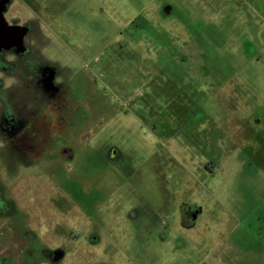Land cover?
Here are the masks:
<instances>
[{
	"label": "rangeland",
	"instance_id": "1",
	"mask_svg": "<svg viewBox=\"0 0 264 264\" xmlns=\"http://www.w3.org/2000/svg\"><path fill=\"white\" fill-rule=\"evenodd\" d=\"M42 2L0 69V264H264V0Z\"/></svg>",
	"mask_w": 264,
	"mask_h": 264
},
{
	"label": "flooded vegetation",
	"instance_id": "2",
	"mask_svg": "<svg viewBox=\"0 0 264 264\" xmlns=\"http://www.w3.org/2000/svg\"><path fill=\"white\" fill-rule=\"evenodd\" d=\"M10 1L11 0H1L0 7L3 8L2 5H5L6 3ZM34 22L35 21L31 20L29 22L24 23L23 25H20L18 24L17 21H14V22H11V26L9 27L6 24L2 23V21L0 20V69L2 65L4 64L3 58H4V54L6 53H10V54L22 53L24 56H26L27 59H31L32 57L38 54L39 56H42V53L37 52L35 49L34 31H33V25H32V23ZM37 28H42V26L38 24ZM21 34H22V37L20 39L19 36ZM3 129L1 128L0 130H3ZM29 129H31V127H29ZM16 136H14V138ZM4 137L8 139L7 134H4ZM25 150L28 151L29 149H25Z\"/></svg>",
	"mask_w": 264,
	"mask_h": 264
},
{
	"label": "crops",
	"instance_id": "3",
	"mask_svg": "<svg viewBox=\"0 0 264 264\" xmlns=\"http://www.w3.org/2000/svg\"><path fill=\"white\" fill-rule=\"evenodd\" d=\"M42 1H47L44 3H51V0H40L41 4L43 3ZM2 6H3L2 9H4L3 18L5 21V24L9 27L11 26V22H14V21L20 22L19 20H21L22 24L20 23V25H23L25 21L29 22L33 20L29 14L31 13V11H33L32 0H11L10 2ZM14 11L16 12L14 13ZM21 12H24V16L20 14ZM9 14H12L11 19H10Z\"/></svg>",
	"mask_w": 264,
	"mask_h": 264
},
{
	"label": "water",
	"instance_id": "4",
	"mask_svg": "<svg viewBox=\"0 0 264 264\" xmlns=\"http://www.w3.org/2000/svg\"><path fill=\"white\" fill-rule=\"evenodd\" d=\"M3 11H4V9H2L1 7H0V20L2 21V23H4L5 24V21H4V18H3ZM5 26V25H4ZM6 28V27H5ZM21 37H22V34L19 36V38L21 39Z\"/></svg>",
	"mask_w": 264,
	"mask_h": 264
}]
</instances>
